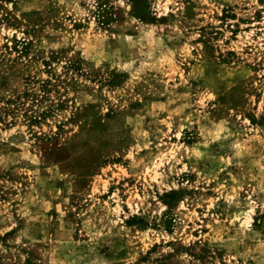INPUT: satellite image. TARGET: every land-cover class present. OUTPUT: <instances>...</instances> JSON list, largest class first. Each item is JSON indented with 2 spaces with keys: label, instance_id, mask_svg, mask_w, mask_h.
<instances>
[{
  "label": "rangeland",
  "instance_id": "1",
  "mask_svg": "<svg viewBox=\"0 0 264 264\" xmlns=\"http://www.w3.org/2000/svg\"><path fill=\"white\" fill-rule=\"evenodd\" d=\"M0 264H264V0H0Z\"/></svg>",
  "mask_w": 264,
  "mask_h": 264
}]
</instances>
